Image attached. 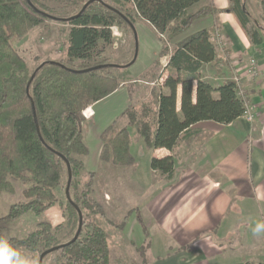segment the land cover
I'll use <instances>...</instances> for the list:
<instances>
[{
	"label": "trees",
	"instance_id": "1",
	"mask_svg": "<svg viewBox=\"0 0 264 264\" xmlns=\"http://www.w3.org/2000/svg\"><path fill=\"white\" fill-rule=\"evenodd\" d=\"M208 1L67 0L74 12L58 15L40 0H0V194L12 193L13 183L26 186L21 201L0 218V237L8 233L10 223L29 213L38 217L56 205L55 191L63 176L68 224L75 230L69 240L58 243L53 232L61 226L40 221L25 238H10L4 243L0 248L2 264H15L14 251L19 249L39 252V262L54 253L56 264H110L106 235L88 217L103 216V211L86 191H79L78 177L88 154L82 112L129 80L126 73L114 76L109 72L120 66L102 60L112 44L111 28L121 27L134 34L136 20L142 19L172 42L195 20L227 13L251 45L264 44V33L249 28L251 16L242 0H228L225 9H216ZM45 21L68 25L66 59L45 61L31 72L14 44ZM214 32L202 30L184 38L171 51L166 46L161 49L160 57H169L162 85L167 93L156 94L152 89L154 108L131 105L121 116L126 124L120 130L113 132L109 127L102 133V163L118 168L134 165L130 128L147 148L174 153L181 142L197 133L195 125H228L242 116L244 105L235 84L226 81L213 86L202 74V68L217 55L212 43ZM150 169L171 180L174 154L151 158ZM138 251V264H149L146 248Z\"/></svg>",
	"mask_w": 264,
	"mask_h": 264
},
{
	"label": "crops",
	"instance_id": "2",
	"mask_svg": "<svg viewBox=\"0 0 264 264\" xmlns=\"http://www.w3.org/2000/svg\"><path fill=\"white\" fill-rule=\"evenodd\" d=\"M208 2L216 9L229 5L228 0ZM211 29L223 34L227 54L238 60L234 65L238 68H234L239 70L255 119L248 122L240 117L228 125L201 122L194 127L197 133L183 141L174 153L152 149L151 158L174 154L175 173L169 181L161 175L154 186L144 188L146 182L134 173L131 186L144 189V200L138 209L151 236L145 253L149 264H264V44L251 45L231 14L218 13L195 20L189 30L170 43L169 50L187 36ZM117 32L119 37L118 28ZM122 33L128 46L124 52H129L125 53L124 62L112 63L120 66L112 68V73H126L129 80L90 105V115L83 116V141L88 149L83 159L84 171L97 175L101 165H105L112 169L113 178V166L100 160L101 135L109 127L115 129L125 110L139 97L140 89L135 88L152 83L147 80L169 59L160 57L163 41L148 22L137 19L134 34L127 29ZM118 57L116 52L110 56L116 60ZM251 60L260 70L258 80L246 73ZM231 67L227 68L223 56L217 54L201 71L205 80L218 86L232 77ZM157 87L156 94L167 93V89ZM155 173L149 170V180L154 179ZM134 218L129 224L128 239L142 244V226L136 215Z\"/></svg>",
	"mask_w": 264,
	"mask_h": 264
},
{
	"label": "rangeland",
	"instance_id": "3",
	"mask_svg": "<svg viewBox=\"0 0 264 264\" xmlns=\"http://www.w3.org/2000/svg\"><path fill=\"white\" fill-rule=\"evenodd\" d=\"M40 1L58 15H68L75 10V8L69 5L67 0ZM242 1L251 16L252 22L249 25V28L257 29L261 33H264L263 0ZM117 28L121 35L119 37L113 35L111 46L102 56V60H104L106 64H115L120 61L124 62L125 53L127 55L129 52V50L124 52L128 49V46H126V43L123 41L124 36L122 31L125 29L121 27ZM67 29L68 25L59 21H45L40 26L32 29L24 37V39H20L15 42V49L17 50L19 56L26 62L31 72H33L41 63L45 61H64L66 59ZM161 39L163 41L162 48L166 46L169 50L171 42L167 41L166 36H163ZM115 52L120 56L117 58L118 60H116V58H110V56ZM217 54H221V56H223L227 68L232 66L231 68L235 69L237 67V65H234L236 63L235 61L238 60H236V58H230L227 54L225 38L224 48L222 50H217ZM135 55L136 50L131 61L135 59ZM75 64L78 65L79 63L76 62ZM109 72L112 73V69ZM158 74H160L159 76L161 77L165 76L166 72L164 64L159 66L157 73L147 81H151L155 84V80L159 77ZM148 83L149 85L151 84L150 82ZM149 85L142 84L140 88H135L140 89L138 90L139 97L133 102V106L136 109H140L141 107L147 105L154 108V98H150L151 88L157 89L159 87H157V85H154L153 87ZM125 124L126 121L122 118L115 126V129L113 128V132H117ZM130 138V152L135 162L133 166L121 168L113 166V170H115V178H113L111 172L112 169L110 167H104L105 165H101V169H99L97 175L83 171L78 177L79 191H86L89 198H91L93 202L96 203L103 211V216L89 214L88 217L93 219L106 235V240L110 250V264H138L141 261L138 250L140 248H146L147 251L148 249L151 236H149V231L146 227L147 225L145 226L144 224V219L142 218L143 215L138 209L139 204L144 200V189L141 187L138 190L134 185L131 186L132 176L134 173L139 175L146 182L144 188L148 187V185L154 186L156 180L159 181L158 179L161 178L160 174L155 173L153 174L154 179L149 180L150 178L148 177V173L150 170V159L153 151L152 149L146 147L142 139L138 137L134 128H130ZM90 174H92V177L89 176ZM140 181L143 182L142 180ZM88 182L91 183L90 187L86 186ZM12 186V193L3 192L0 194V218L6 216L10 208L21 201V192L26 187L19 182L13 183ZM55 194L59 202L46 210L40 216L36 217L29 213L21 219L10 223L8 226V233L0 237V248L10 238L23 239L28 236L36 230L37 223L40 221H49L54 227L58 225L61 226L60 229H55L53 232V235L58 243H64L69 240L74 235L75 230L69 226L67 216L68 212L65 210L67 196L65 176H63L61 185L55 191ZM135 215L137 219L142 221V224L146 229L145 233L144 228L142 227L141 235L144 237V243L142 244L139 242L138 244H135L134 242L132 243L128 239L131 229L129 224L134 222ZM84 220L86 221L87 217H85ZM153 241L155 242L154 239L152 242ZM14 253L17 258L15 264H40L39 252H28L26 250L19 249L15 250ZM55 258L56 254L52 253L44 258L41 264H56ZM150 260L152 261L151 258ZM0 264H2L1 255Z\"/></svg>",
	"mask_w": 264,
	"mask_h": 264
},
{
	"label": "built area",
	"instance_id": "4",
	"mask_svg": "<svg viewBox=\"0 0 264 264\" xmlns=\"http://www.w3.org/2000/svg\"><path fill=\"white\" fill-rule=\"evenodd\" d=\"M117 34H118L117 27H112L111 28L112 38H113V35L116 36ZM160 37L162 38L163 35H160ZM212 43L214 44L216 50H222L224 48V36L220 31L216 30L214 32L213 37H212ZM166 65H167V62L165 63L164 67H166ZM246 73L248 76H250L252 79H255V80H258L261 76L260 70L258 69L256 62L254 60H251L248 63V66L246 68ZM163 79H164V76L160 77L158 82H155V84L151 83V86L158 85V86L162 87ZM229 81H231L235 84L237 94L239 97H241V99L243 101L244 112H243L241 117L244 118L248 122H252L255 119L254 110L249 105V103L245 97L244 89L242 87V78L240 76L239 70L234 69V71L232 73V77L229 79ZM90 113H91V108L87 107L82 112V115L87 118L90 115Z\"/></svg>",
	"mask_w": 264,
	"mask_h": 264
},
{
	"label": "clouds",
	"instance_id": "5",
	"mask_svg": "<svg viewBox=\"0 0 264 264\" xmlns=\"http://www.w3.org/2000/svg\"><path fill=\"white\" fill-rule=\"evenodd\" d=\"M256 231H259V227L256 229Z\"/></svg>",
	"mask_w": 264,
	"mask_h": 264
},
{
	"label": "water",
	"instance_id": "6",
	"mask_svg": "<svg viewBox=\"0 0 264 264\" xmlns=\"http://www.w3.org/2000/svg\"><path fill=\"white\" fill-rule=\"evenodd\" d=\"M66 195H67V192H66ZM40 264H41V262H40Z\"/></svg>",
	"mask_w": 264,
	"mask_h": 264
}]
</instances>
